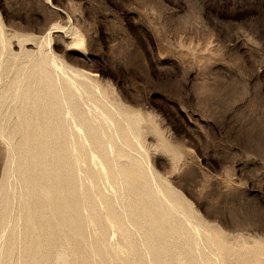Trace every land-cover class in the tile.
Listing matches in <instances>:
<instances>
[{"label": "rangeland", "instance_id": "obj_1", "mask_svg": "<svg viewBox=\"0 0 264 264\" xmlns=\"http://www.w3.org/2000/svg\"><path fill=\"white\" fill-rule=\"evenodd\" d=\"M0 264H264V0H0Z\"/></svg>", "mask_w": 264, "mask_h": 264}, {"label": "bare ground", "instance_id": "obj_2", "mask_svg": "<svg viewBox=\"0 0 264 264\" xmlns=\"http://www.w3.org/2000/svg\"><path fill=\"white\" fill-rule=\"evenodd\" d=\"M80 125H82V124H80ZM79 128L81 129V131H82L83 133H85L83 127L80 126Z\"/></svg>", "mask_w": 264, "mask_h": 264}]
</instances>
